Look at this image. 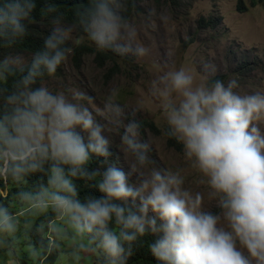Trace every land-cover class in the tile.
Returning a JSON list of instances; mask_svg holds the SVG:
<instances>
[{
  "label": "clouds",
  "instance_id": "clouds-1",
  "mask_svg": "<svg viewBox=\"0 0 264 264\" xmlns=\"http://www.w3.org/2000/svg\"><path fill=\"white\" fill-rule=\"evenodd\" d=\"M128 3L87 0L75 8L70 26L49 3L41 11L53 15L54 28L44 37L43 50L32 56L30 65L21 56L0 60V180L23 184L30 174L44 173L46 183L30 190L21 187L16 199L29 212L51 209L66 217L91 241L77 247L97 253V264H127L133 243L148 231L158 236L149 247L160 264H264V134L259 127L264 123V92L238 91L235 77L227 82L211 79L216 74L211 63L203 64L198 78L189 67L167 68V60L165 70L158 68L147 87L148 99L163 114V134L182 145L185 160L220 210L213 213L205 210L202 193L184 187L182 170L148 167L155 163L148 156L154 141H141V122H123L129 105L117 100V88L109 90L103 107H93V96L72 87L54 93L43 82L45 75L53 77L61 65L67 67L73 49L66 44L77 28L99 50L148 56L139 27L127 15ZM35 8V0H0V46L12 47L28 34L25 21L33 22ZM155 15L152 9L149 19ZM159 18L165 23L163 14ZM17 73L21 75L9 89L5 82ZM38 79L40 86L34 88ZM145 105L141 99L131 106L132 115ZM97 116L107 125L98 123ZM106 126L124 129L119 147L129 173L109 163L113 153L102 134ZM93 155L104 158L103 171L89 170ZM132 173L138 174V185L129 184ZM77 179L97 181L104 196L81 202ZM18 227L16 216L0 204V247L11 250ZM39 230L43 232L42 226ZM48 240L52 251L55 240Z\"/></svg>",
  "mask_w": 264,
  "mask_h": 264
},
{
  "label": "rangeland",
  "instance_id": "rangeland-1",
  "mask_svg": "<svg viewBox=\"0 0 264 264\" xmlns=\"http://www.w3.org/2000/svg\"><path fill=\"white\" fill-rule=\"evenodd\" d=\"M136 7L131 8L132 13H127L140 29L139 41L149 47V55L137 59L131 55L121 57L113 54L118 63L117 69H111L113 63L106 62L99 66L95 61V53L86 54L79 66L72 61L71 55L59 76L46 79L44 83L51 91H66L67 88H77L95 98L93 107H103V100L113 87L118 89L117 100L123 105H129L122 117L124 123L135 119L137 121L148 119L153 121L161 130L166 125L163 114L147 96V87L151 79L158 74L157 69H164L167 60V68L189 67L200 78L203 72V64L211 63L216 66V74L211 79H220L227 82L235 77L242 92H264V5L261 0H243L247 10L240 12L237 9L239 0H178L170 3V0H135ZM156 15L149 19L151 10ZM163 14L165 23L159 18ZM221 16L222 22L216 28H202L199 19L208 16ZM152 23V26H148ZM65 26H70L65 24ZM72 44L80 42L93 45L88 38L81 36L75 29ZM97 49V48H96ZM99 50V49H97ZM171 53L170 57L167 55ZM8 56H21L25 63L30 56L26 52L12 53ZM6 56V57H8ZM70 96V94H69ZM144 99L146 101L144 111H139L135 116L131 113V106ZM86 106L87 102H83ZM94 115L95 112L93 113ZM101 125H107V121L96 117ZM106 126L103 135L109 139V149H114L121 159L122 169L130 172V166L121 151L119 145L124 129H111ZM261 133L264 134V123L259 124ZM87 140V133L77 129ZM151 137L154 141L149 159L154 161L148 167H168L173 171L182 170L184 187L193 194L200 192L204 196L206 211L218 213L220 210L213 201L208 198V188L201 183V176L190 167L185 160L183 150L178 151L167 142L163 132L157 135L149 131H141V141ZM133 157L128 156L129 162ZM130 185H138V174L128 176ZM6 190L0 189L2 194ZM132 204L131 198L128 200ZM136 204H139L137 199ZM35 212H32L33 215ZM18 214V215H17ZM15 214L19 227L12 239L15 243L11 250L0 247V264H44L38 260L39 251L30 243L24 231L27 212ZM150 215H153L150 213ZM31 220V218H28ZM57 233H59L57 235ZM49 236L55 240L56 247L60 249L54 264H94L97 253L81 251L80 244L90 245L87 237L80 236L70 225L66 217H60L50 225ZM55 247V248H56Z\"/></svg>",
  "mask_w": 264,
  "mask_h": 264
},
{
  "label": "trees",
  "instance_id": "trees-1",
  "mask_svg": "<svg viewBox=\"0 0 264 264\" xmlns=\"http://www.w3.org/2000/svg\"><path fill=\"white\" fill-rule=\"evenodd\" d=\"M177 1L178 0H170V3L175 4ZM261 2L264 5V0H261ZM35 3L36 8L32 13L33 22L29 23L25 21L28 27V34L12 47L0 46V60H3L6 58V56L12 53L26 52L30 56L26 65H30L32 56L37 51L43 50L44 37L50 34L54 28V24L52 23L53 15H45L41 10L45 8L47 4L51 3L58 9L57 14H63L64 24L73 25L75 23V8L83 6V4L87 3V0H35ZM135 7L136 1L129 0L127 13L131 14V8L134 9ZM237 9L240 12L247 10V6L243 0H239ZM221 22V16H203L199 19V26L205 29H216L221 24ZM76 30L79 35L87 38V34L84 33L82 29L77 28ZM66 46L72 47L73 52L71 54V58L76 66H79L83 61L84 56L89 53H95V61H97L99 66H103L106 62L113 63L111 69H117L119 66L117 61H115V57L113 55L114 52L111 50H97L93 45L84 42L73 45L70 41H68ZM63 69L64 65H61L58 68L55 76H59ZM20 75V73H17L16 76L9 77V80L5 82L9 89H11L13 80L18 79ZM48 78L50 77L45 75L43 82ZM40 83L41 81L38 79L37 83L33 85V87H39ZM139 122H141V131L148 130L150 133L157 135L159 132L162 133L165 130H161L153 121L148 119H142L139 120ZM167 142L170 146H173L178 151L182 150V145L177 143L175 140L167 138ZM109 150L113 153V155L109 158V163H115L117 167L122 169V162L118 154L113 148ZM103 159V157H96L93 155L88 165L89 170L100 169L103 171L104 168L107 167V165L101 164ZM25 180L26 181L23 184H17L11 180L5 184L3 180H0V189L6 190L5 194L0 192V204L8 207L9 211L13 215L20 211L22 214L27 212L25 216L27 220H25V222H30L32 227L28 228L27 231H24V235L28 237L29 243L39 251V261H43L44 264H54L59 255L60 249L56 247L54 250L49 251L48 238L50 237V225L55 220L59 219L60 216L53 213L51 209H48L45 213L35 212L33 215H31L32 212L28 211V206L18 201L15 197V194L20 190L21 187H24L26 190H30L37 187L41 182L46 183L47 176L44 173L37 172L27 176ZM74 183L77 185L79 199L81 202H86L87 198L89 197L100 198L104 196V194L99 191L98 187H96L97 181L95 180L86 181L83 179H77L74 181ZM115 202L124 205V201ZM128 205L131 204L128 203ZM28 218H31V220H28ZM40 226H42L43 232L39 230ZM114 226V223L110 225V227ZM157 238L158 236L151 233V231H148L144 236L138 237V239L132 245V255L127 258V264H160V262L152 255L149 247V245L154 243ZM23 264L27 263L24 262ZM94 264H97V259Z\"/></svg>",
  "mask_w": 264,
  "mask_h": 264
}]
</instances>
